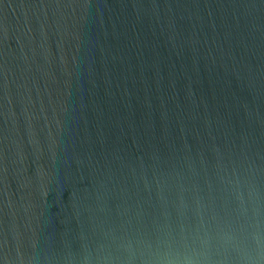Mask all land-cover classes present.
<instances>
[{
    "label": "water",
    "instance_id": "obj_1",
    "mask_svg": "<svg viewBox=\"0 0 264 264\" xmlns=\"http://www.w3.org/2000/svg\"><path fill=\"white\" fill-rule=\"evenodd\" d=\"M0 264H264V0H0Z\"/></svg>",
    "mask_w": 264,
    "mask_h": 264
}]
</instances>
